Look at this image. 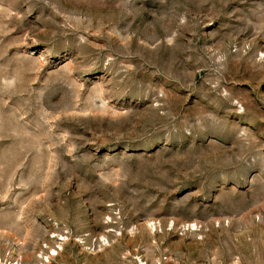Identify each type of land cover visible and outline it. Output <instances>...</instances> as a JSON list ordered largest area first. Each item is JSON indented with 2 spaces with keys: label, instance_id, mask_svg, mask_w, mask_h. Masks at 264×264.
<instances>
[{
  "label": "rangeland",
  "instance_id": "obj_1",
  "mask_svg": "<svg viewBox=\"0 0 264 264\" xmlns=\"http://www.w3.org/2000/svg\"><path fill=\"white\" fill-rule=\"evenodd\" d=\"M0 264H264V0H0Z\"/></svg>",
  "mask_w": 264,
  "mask_h": 264
}]
</instances>
